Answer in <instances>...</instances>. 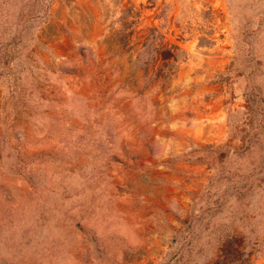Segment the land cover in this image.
Listing matches in <instances>:
<instances>
[{"label":"rangeland","instance_id":"obj_1","mask_svg":"<svg viewBox=\"0 0 264 264\" xmlns=\"http://www.w3.org/2000/svg\"><path fill=\"white\" fill-rule=\"evenodd\" d=\"M0 264H264V0H0Z\"/></svg>","mask_w":264,"mask_h":264},{"label":"trees","instance_id":"obj_2","mask_svg":"<svg viewBox=\"0 0 264 264\" xmlns=\"http://www.w3.org/2000/svg\"><path fill=\"white\" fill-rule=\"evenodd\" d=\"M149 8H152V6H149ZM140 12L141 13H139L137 16H141L142 11ZM132 13V7H125L123 9L122 16L119 19L122 27L128 29L133 25L135 21L130 20ZM118 35H120L119 41H121L124 45L129 46L131 44V38L133 35L132 32L127 34L118 32ZM159 37L161 40L157 42ZM140 38H144V41L142 42V47H144V50L152 52L153 54L152 57L150 56L149 59L144 63L145 69L150 70L151 68L159 67L160 69L157 73V76L162 80L169 79L173 71L176 69L178 62L184 57L185 50L182 49L181 45L179 44L164 41L165 36L158 33V28L156 26L149 27L148 32H144L142 35H140ZM140 55L141 53L139 54V57Z\"/></svg>","mask_w":264,"mask_h":264}]
</instances>
